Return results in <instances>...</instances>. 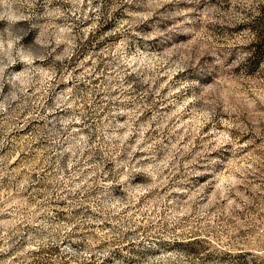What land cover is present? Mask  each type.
I'll return each mask as SVG.
<instances>
[{
    "label": "rangeland",
    "instance_id": "obj_1",
    "mask_svg": "<svg viewBox=\"0 0 264 264\" xmlns=\"http://www.w3.org/2000/svg\"><path fill=\"white\" fill-rule=\"evenodd\" d=\"M0 264H264V0H0Z\"/></svg>",
    "mask_w": 264,
    "mask_h": 264
}]
</instances>
